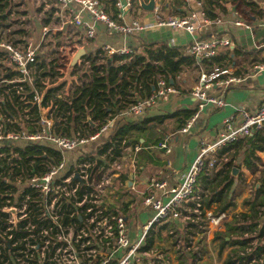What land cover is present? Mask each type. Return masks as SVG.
I'll use <instances>...</instances> for the list:
<instances>
[{
	"label": "built area",
	"instance_id": "1",
	"mask_svg": "<svg viewBox=\"0 0 264 264\" xmlns=\"http://www.w3.org/2000/svg\"><path fill=\"white\" fill-rule=\"evenodd\" d=\"M51 1L57 7V18L62 26L68 23L80 29L79 40L82 43L93 39L97 26H101L108 36L133 37L151 28L183 30L193 36L190 44L184 49V54L200 60L216 57L220 51L232 45L227 38L219 36L209 39L196 38L195 35L202 28L196 21L197 17L201 18L203 24L211 22L205 16L202 0H192L199 12L187 10L191 0H181L186 13L168 17L162 16L163 8L156 4L154 11L150 12L154 19L153 24H145L135 17L134 12L140 9L137 0H114L118 10L116 19L106 12L100 0ZM261 2L264 8V0ZM82 14L88 18L83 19ZM236 24L243 26L239 20ZM49 33L47 27L41 30L42 42L39 44L25 39V45H13L5 39V33L0 32V103H4L11 92V97L14 94L24 107L29 104L31 106L20 111V117L17 119L13 116L9 119L4 115L0 116V159L20 160L15 147L17 145L24 151L26 144L56 150L62 155L60 162L49 164L47 172L31 176L5 175L2 171L3 165H0V181L8 187L0 194V198L4 200L1 213L7 214L5 229L0 231V264H158L163 261L169 264L166 257L148 246V238L162 231V228L166 227L165 230L171 239L175 231L179 234V241L174 246L182 254L184 251L192 252V243H196L208 230L220 231L231 219L232 214L230 210L214 214V211L202 206V196L208 191L201 187L199 177L213 166L219 169L217 154L220 150L264 129V103L253 110H237L236 118H225L216 140L212 143L200 142L196 157L181 173L176 186L169 188L165 181L150 180L151 192L143 195L142 204L149 208L152 214L134 240L128 235L125 214L103 205L106 190H112L115 185H119L116 179L122 169L120 160H123L124 144L119 148L121 152L118 156H113L112 150L108 149L107 157H101L102 160L113 158L105 166H98L87 159L67 163L69 153L96 141L107 132L114 119L88 137L77 135L68 138L53 133V105L49 101L45 107L42 106L45 92L51 87L50 79H43L39 76L40 71L36 70L40 57L49 63L56 55L50 48L42 49L41 44L46 41ZM61 37L64 41L69 40L66 32H63ZM99 49L108 57L129 56L132 53L129 47L118 48L110 44L102 45ZM75 50L79 48L64 50L61 47L58 52L69 51L72 57L76 53ZM62 54L61 60L57 61L61 67V77L57 82L63 83L67 76L72 78V85L63 83L61 93L67 96L74 85L83 80L87 81L83 74L90 73L87 70L88 64L83 60L78 61V70L73 72L76 66L70 68L71 60L66 59L70 56ZM253 69L257 72L264 71V64H257ZM233 74L230 69H215L212 73H203L198 86L190 93L198 101L197 109L201 110L205 106L224 107V99L212 97L206 90L211 85L227 86L243 81V78ZM222 76L227 78L223 79ZM38 82L44 86L42 90L37 87ZM174 94H177L176 88L168 84L165 78L158 77L154 93L129 107L121 115H142L147 108ZM34 107L39 109L41 117L31 122L37 133L30 134L26 132L25 123L21 118ZM196 117L195 114L180 131L187 132ZM9 121L18 125L22 132H3L4 123ZM13 130L16 131L15 128ZM157 147L166 154L171 152L164 142L159 143ZM141 149L140 145H135L133 152L137 153ZM43 155L45 158V151ZM76 174L78 179L75 178ZM14 232H25L27 235L14 239ZM193 251L191 264H203L201 250L197 247Z\"/></svg>",
	"mask_w": 264,
	"mask_h": 264
},
{
	"label": "trees",
	"instance_id": "2",
	"mask_svg": "<svg viewBox=\"0 0 264 264\" xmlns=\"http://www.w3.org/2000/svg\"><path fill=\"white\" fill-rule=\"evenodd\" d=\"M100 1L104 4L106 12L113 19H116L118 10L115 7V1ZM202 1L204 2L203 9L205 16L211 22H216L222 16H226L229 4H232L237 14L240 15V21L244 20V18L250 21V17L255 16V12L260 10L250 0ZM17 7H19V2L14 4L13 0H0V32L5 33V39L13 45H25L27 43L25 38H30L29 36L27 37L28 31L23 27L11 31L9 30L10 24L7 23L12 14L18 16L25 15V12L18 10L13 12V8ZM50 17H52V13L49 18L42 20L41 27L50 25ZM58 34L62 36L61 32H58ZM140 42V46L137 48L129 47L132 49V53L129 56L108 57L99 48L92 51L84 57V63L88 64L87 70L90 73L89 75L83 74V78L87 81L83 80L84 82L82 81L80 84L74 85L68 91L67 96L61 93L64 84L57 82V79L61 77L59 73L61 67L58 66L57 60L52 57L51 61L46 63L44 58H39L40 63L36 70L40 71L39 76L43 79L49 77V83L51 84V87L45 92L42 106L45 107L49 101L53 105L54 134L68 138L77 135L79 137L92 136L102 126L106 125L129 107L150 97L154 93L158 77L165 78L168 84L175 87L177 77L184 69L195 67L202 69V73L205 74L212 73L215 69L227 70L232 66L234 58L240 56L236 48L233 51L226 49L220 51L216 57L198 61L194 57L185 55L183 49L180 47H171L166 44L159 45V43L155 42ZM232 55L234 56L233 58L231 57ZM77 70L78 67L76 66L73 72ZM239 73V70H236L233 75L239 76ZM222 78L224 79L226 76H222ZM54 83L58 84L53 85ZM37 87L39 90L44 88L40 82H38ZM30 107V104L24 107L18 102V98L14 94L11 97L10 92L6 101L0 103V116L4 115L7 119L13 116L17 119L20 117V111ZM196 112L197 110H183L174 112L168 116H157L153 119H143L138 122H129L122 125L116 123L114 135L101 145L97 151L98 156H105L108 149L112 150L113 156H118L121 152L119 149L121 142L125 141V144H129V136L132 132L135 131L136 134L145 129L153 128V126L161 125L167 118H175L181 130ZM40 117L41 113L37 107L31 108L29 113L22 115L21 119L25 123L26 132L30 134L37 133V129L31 122L40 119ZM88 120L94 124V127L88 123ZM11 121L13 120L11 119ZM7 131L20 133L22 129L9 121L4 123L3 132ZM132 140L133 144H138V138L135 137ZM15 148L20 160L16 158H12L9 161L0 159V165H3L2 171L5 175L16 176L23 174L31 176L43 174L47 172L50 163L55 164L62 159L60 152L48 148L43 149V147L34 144H26L24 151L20 150L17 145ZM82 150H77L79 154V159L77 160L87 159L94 161L96 157L92 153L86 154ZM44 151L45 158L43 155ZM226 151H232L228 161L224 163L220 162L218 170L213 166L210 170L204 171L199 177L201 187L208 191V193L202 196V206L210 209L212 205H215L214 214L225 212L235 207L232 169L245 167L252 172L257 169L259 159L256 153L264 151V129L229 144L223 151H219L217 157L219 158L220 154ZM239 155H243V160L240 165H235L234 162ZM72 157L76 158L77 154ZM112 160L113 158H108L106 161L109 163ZM101 161H98V164L102 165L105 163ZM258 183L260 186L255 189ZM256 184L254 185L251 197L243 200L246 211L232 214L231 219L224 225L225 231L215 232L214 240L217 242L218 255L221 256L227 247L230 248L222 264H264V245L259 242V240L264 238V218L261 212V209H264V170L260 172ZM7 189L8 187L0 181V194ZM3 201L0 198V231L5 229V218L7 217V214L1 213V208L4 205ZM162 229L165 230L166 228ZM252 233H256L257 236L251 240L244 238L245 235ZM26 235L25 232H14L13 238ZM158 235L159 232L148 238L149 247H151L150 245ZM255 240H257L256 244L252 245Z\"/></svg>",
	"mask_w": 264,
	"mask_h": 264
},
{
	"label": "crops",
	"instance_id": "3",
	"mask_svg": "<svg viewBox=\"0 0 264 264\" xmlns=\"http://www.w3.org/2000/svg\"><path fill=\"white\" fill-rule=\"evenodd\" d=\"M26 1L31 5L34 0ZM250 1L255 3L260 10L255 12V16L250 17V21L245 20V18L241 20L243 26L236 24L238 20L240 21V15L237 14L232 4H229L227 7V15L222 16L221 19H218L216 22L203 24L199 16L196 20L202 25L201 31L195 35L196 38L209 39L213 36L227 38L232 44L227 50L233 51L236 48L240 53L238 61L235 60L236 62L232 63L233 67H230V70L235 68L236 71V66H245L243 71L239 73V76L243 78L241 83L229 84L227 86L211 85L206 90L208 95L224 99V107L216 108L214 106H205L201 110H198V101L192 97L190 93L198 86L200 76L203 74L202 69L195 67L184 69L177 77L175 86L177 94L170 96L166 100L158 101L155 105L147 108L142 115L127 117L119 114L114 118V122L106 133L102 134L96 141L80 148L83 149L82 151L86 154L92 153L93 156L96 157L92 162L99 166L100 164H98V161L102 159L98 156L97 151L106 140L114 135L116 123L122 125L129 122H138L143 119H153L157 116H168L178 111L197 110V117L192 122L187 132L180 131L175 118H167L161 125L153 126V128L145 129L136 134L135 131L132 132L129 136V144H125V141L121 142L120 147L122 148L124 144V151L122 152L123 160H120L122 169L120 171V176L116 179L119 185H115L112 190H106L103 205L112 207L116 212L119 211L125 214L126 228L131 239L135 240L139 236L140 228L152 214L150 209L142 204L143 195L151 192L150 180L157 179L165 181L169 188L176 186L179 182L181 173L190 166L196 157L200 142L212 143L216 140L225 118H236L238 115L237 110L241 108L253 110L264 103V71L257 72L251 68L257 64L264 63V8H262V0ZM156 4L163 8V17L183 15L187 10L193 13L199 12V8L192 0L189 2L187 10L184 9V4L181 0H156ZM53 12L54 20L59 21L56 13L57 10ZM134 15L145 24L154 23L153 15L141 9H136ZM82 18L87 19L88 16L82 14ZM36 27L37 28L33 29L31 32H28L27 36L32 39L34 44H39L42 42L41 28H38V26ZM65 28L67 31L69 29H75L77 31V36L79 33L75 41L80 44L78 47L79 49L85 50V57L105 44H110L118 48H137L140 46V41L180 47L184 51L186 46L189 45L193 39V36L183 30H172L168 28H151L133 37L119 35L108 36L101 26H97L96 36L82 43L79 40L81 32L77 26L67 23L63 26V29ZM67 34L69 39H73L69 32ZM54 37H56L55 34ZM61 40L64 41L62 38ZM41 45L43 50L47 48H50L52 52L59 50L56 45L54 46L50 43L46 44V41ZM68 54L70 57L67 55L69 58L66 59H72L74 55L71 57V53L68 52ZM231 57L233 58L234 56L232 55ZM82 60L84 61V58ZM64 82L66 85L70 86L72 85V78L67 76ZM132 137L138 138V144L132 143ZM163 142L170 148V153L166 154L157 147L159 143ZM135 145H140L142 148L137 153L133 152V147ZM230 153H232V151H226L223 152L222 155ZM70 154L71 153H69L67 157L68 164H72L75 160L79 159L78 153L76 158H72ZM74 154H76V152ZM74 154H72V156H74ZM256 155L259 159L257 162V169L252 172L245 167H241L245 172L256 174L261 168H264V151L257 152ZM106 160L107 158L105 161H101L105 163L100 166L107 165L108 162ZM242 160L243 155H239L236 159L237 165H240ZM238 172H240V170ZM241 199L242 198L234 201L235 207L230 209L231 214H238L246 211V207L243 205V200L246 198ZM214 209L215 205H212L210 210L214 211ZM161 230L158 237L150 246L159 251L163 257H166L169 260V264H191L194 256L193 250H196L197 247L203 254V264H222L230 250V248L227 247L221 256L218 255L217 242L214 240L216 231L210 229L202 238L196 241V243H192L193 250L191 253L185 252L182 254L175 249V246L171 243L170 236H163L167 230ZM224 231L225 226L220 232ZM195 238L198 237L195 236ZM158 264H166V262L163 261Z\"/></svg>",
	"mask_w": 264,
	"mask_h": 264
},
{
	"label": "rangeland",
	"instance_id": "4",
	"mask_svg": "<svg viewBox=\"0 0 264 264\" xmlns=\"http://www.w3.org/2000/svg\"><path fill=\"white\" fill-rule=\"evenodd\" d=\"M18 2H19V7L13 8V12L15 10H18L20 12H25V15L24 16H18V15L12 14L9 17V20L7 21V23L10 24L9 30H11V31H13L17 28L23 27L28 32H31L33 29L37 28L36 26H38V28H41V30H42L44 28V27H41L42 26L41 25L42 20L49 18L50 14L54 13L53 11L56 10V8H57L56 5L51 0H34L33 3H31V5L29 3H27L26 0H13L14 4H17ZM53 16L54 15L52 14V17H50L51 23H50V25L47 26V29H49L50 33H49L48 38L46 39V44L50 43L54 46L56 45V47H58L59 49H61V47H62L64 50H68L70 48L73 49L74 47H79L80 44L75 41V38L78 37L77 31L75 29H69L68 31L66 30V28L63 29L62 24L59 21H55ZM15 20H17V21H15ZM12 21H13V23H12ZM65 31L67 33L69 32L70 36H72L73 39L70 38L68 41H62L61 40L62 37H61V35L58 34V32H61V34H62ZM54 34L56 37H54ZM25 39H28V38H25ZM66 52H69V51H65L62 53L70 56ZM54 53L56 54V55H54L55 60H57V61L61 60V58H62L61 56L63 54L59 53L58 50L55 51ZM238 59L239 58H234L233 62H236L235 60L238 61ZM231 67H233V66H231ZM244 67L245 66H243V67L236 66V70H239V72H241V71H243ZM251 68H253V66ZM232 71L234 73L235 68H232ZM74 153L75 152H72L70 154V156L72 157V154H74ZM76 154H77V151H76ZM76 154H74V156ZM231 154L232 153L223 154V155L220 154L218 162L224 163V162L228 161L230 159ZM234 164L237 165V161H235ZM263 169L264 168H261L259 170V172H257L256 174H251L250 172H245L243 168L238 169V170H240V172H238L237 176L236 177L232 176L234 179L233 198L235 199V201L240 200V198L245 199V198L251 197L250 195L252 194V192L254 190V185L257 183V179L259 178L260 172ZM216 170H218V169H216ZM261 212H262V215L264 218V209H261ZM166 235H168L167 231H165V234H163V236H166ZM256 236H257L256 233H252V234L245 235L244 238H248L251 240L252 238H254ZM172 237L173 238L171 239V243L173 245H176L177 242L179 241V239H178L179 234L175 231V233H173ZM256 242H257V240H255L252 245H255ZM259 242H260V244L264 245V238L259 240ZM156 247H158V246H156ZM185 252H187V251H184L183 254Z\"/></svg>",
	"mask_w": 264,
	"mask_h": 264
},
{
	"label": "water",
	"instance_id": "5",
	"mask_svg": "<svg viewBox=\"0 0 264 264\" xmlns=\"http://www.w3.org/2000/svg\"><path fill=\"white\" fill-rule=\"evenodd\" d=\"M137 3L139 5V8L144 11V12H153L156 6V0H137ZM86 55V52L84 49H79L76 51V53L74 54V56L71 59V63H70V68H74L76 66V64L78 63V61H81ZM198 61H200V58H197ZM88 123L94 127V124L88 120ZM238 169L234 168L232 169V176L235 177L238 174ZM78 174L75 175V178L78 179ZM260 186V184L258 183L256 185L257 189ZM12 214H14L13 210L11 211Z\"/></svg>",
	"mask_w": 264,
	"mask_h": 264
}]
</instances>
